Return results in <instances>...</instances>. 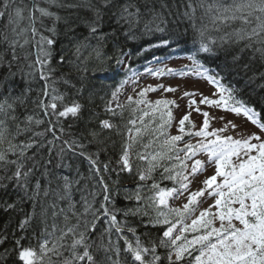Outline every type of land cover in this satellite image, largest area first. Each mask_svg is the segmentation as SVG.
<instances>
[{
  "label": "snow or ice",
  "instance_id": "obj_1",
  "mask_svg": "<svg viewBox=\"0 0 264 264\" xmlns=\"http://www.w3.org/2000/svg\"><path fill=\"white\" fill-rule=\"evenodd\" d=\"M42 3L44 6H41ZM198 8L203 10L201 20L207 18L212 29L221 35L206 37L207 25L197 27ZM185 21L199 36L198 42L194 41L193 53L187 58L199 69L196 75L204 77L216 88L212 95H219V99H211L201 94L199 104L221 108L237 116L242 114L264 133V122H261L264 117L256 111L255 102L249 106L250 102L239 99L241 89L226 87L222 83L224 77L210 75L199 60L201 53L216 54L214 49L218 40L225 56L231 57L230 61L226 59L225 68L237 75L242 73L244 88L260 97L256 102L264 103V95H261L264 93V0H232L231 3L224 0H187L185 3L181 0L176 5L170 4L169 0H0V191L7 195L11 190L16 196L15 200H0V208L6 212L15 211L21 204L30 203L33 210L24 213L18 228L23 233L32 229L37 240L36 246L30 244L25 247L22 241L28 238L27 235L13 233V247L0 254V264H7L12 252L17 253L23 264H264L262 136L251 133L236 139L220 135L229 128L236 130L238 126L232 121L209 132L210 120L216 117H210L209 112L198 107L195 111L204 119L196 131H192L195 124L190 119L191 112H188L178 121L180 134L167 135L164 129L171 121V111H168L167 121L154 126L153 138L148 143L138 139L148 131L147 127L135 128L134 135L129 129L130 135L116 162L119 170L133 171L134 146L139 142L143 151L135 152V156L140 161H147L148 168L138 170L137 176L140 181L153 182L151 185H138L134 193L126 195V199L134 198L138 203L147 200L150 203L145 207L157 209L156 218L145 223V227L149 224L153 227L166 226L147 244L139 237L133 244L125 236L124 228L127 227L133 236H136V229L118 221L117 212H123L127 217L130 214L141 215L140 209H117L112 200V189L102 176L97 183L102 186L103 201L96 208L97 192L95 186L90 188L89 181L100 175L98 159L94 158V153L85 151L86 146L82 142L85 137L62 140L63 127L59 128L61 135L56 134L59 119L69 114L79 118L82 106L74 100L70 106L58 110L57 101L64 99L59 94L52 95L48 103L43 98L32 101L44 116H49L51 109V116L57 120L53 123L50 119L44 131L37 130L44 123L42 119L35 114L22 115L18 111L26 109L31 88L25 87L17 92V77L28 84L39 71L40 79L45 81L40 95L47 97L50 87L52 93H56V89L48 83L55 72L51 63L53 60L58 58L57 63L61 66L66 62L70 65L76 61L83 63L87 58L82 54L88 49L99 59L101 49L109 41L119 46L121 40H135L138 35L166 33L173 24L178 29ZM169 43V40H162L161 45ZM58 45L63 47L57 52ZM245 55L248 56L247 61L244 60ZM33 56L35 59H32ZM70 56L76 59L72 60ZM121 56L122 52L117 54V64L122 63ZM146 71L153 76L188 74L168 68ZM68 82L65 80V83ZM127 82H122L112 92V99L105 106V110L112 115L117 114L115 109L124 107L119 103L115 107L112 105ZM164 90L177 91L172 87ZM147 91H155V88L149 86L138 95L143 97ZM195 95L189 92L183 94L184 97ZM128 102H133L132 96L128 97ZM135 103L148 104L142 100ZM155 104L179 108L175 101L158 100ZM193 104L196 101L190 100L189 107ZM148 115L145 111L140 116L142 124ZM99 123L101 132L94 129L87 132L86 135L92 138L89 143L99 139L103 130L119 133L118 126L109 120ZM128 123L135 125L134 120ZM186 123H190L192 129H187ZM48 133H51L52 139L47 138ZM184 135L201 139L180 147ZM252 140L257 143H251ZM57 141H60L59 147ZM155 143L159 144V149L149 152ZM69 152L88 160V175L82 174L79 169L73 172V166L67 160ZM201 154L207 156L206 161L196 158ZM233 157L236 159L233 160ZM212 165L214 174L201 181L202 187L190 191L195 178ZM157 169H162L161 180H171L176 186L161 188L152 176ZM104 170H108L107 164ZM145 187L152 193L147 197L143 195ZM77 192L81 194L79 201L75 199ZM185 193H188L187 202L181 207L173 208L168 204L170 198L178 199ZM205 196L213 203L200 209L203 203L200 198ZM161 206L166 207L167 212L160 210ZM142 215L149 214L143 212ZM170 216L176 218L174 222ZM189 219L190 223L187 222ZM101 223L107 225L103 230L100 229ZM177 224L182 225L178 229L179 235L174 234ZM113 229L118 239H124L123 249L113 241ZM186 233L193 235L189 238ZM8 240L7 230L0 232V244ZM121 252L124 253L123 259Z\"/></svg>",
  "mask_w": 264,
  "mask_h": 264
},
{
  "label": "trees",
  "instance_id": "obj_2",
  "mask_svg": "<svg viewBox=\"0 0 264 264\" xmlns=\"http://www.w3.org/2000/svg\"><path fill=\"white\" fill-rule=\"evenodd\" d=\"M181 0H169L170 4H179ZM186 3L187 0H184ZM225 3H231L232 0H224ZM41 6H44L43 3ZM175 11V8H174ZM183 12V8H180ZM203 16V10L197 9L196 12V23L197 27L201 24L207 25L205 32L206 37H218L221 33H218L212 29L211 23L207 18L203 21L201 17ZM188 22H182L177 29L176 25H170L169 31L166 33H155L150 35H138L135 40H121L119 46L115 45L113 42L109 41L101 49V58H97L95 53L91 49L83 52L82 56L87 58L83 63L76 61L75 64L65 63L62 66L57 63V60H53L52 66L55 68V72L51 74V79L49 84L56 89V93H52L51 87L49 88V96L42 97L40 95L41 90L45 85V81L40 79L39 71L36 72L35 78L31 79L28 84L21 81L17 77L16 90L19 92L25 87H30L31 91L28 93L27 105L25 108H20L19 113L23 114H35L38 118L42 119L44 123L39 126L37 130L44 131L48 127V121L51 119L53 123H57L54 116H51V109H49V116H44L43 111L37 108L32 101L43 98L46 103L51 101V97L54 94H59L64 97L63 101H57L58 110H63L64 106H70L75 100L81 107V112L79 118L72 117L69 114L66 117H61L57 123L56 134L61 135L59 128H64V133L62 134V140H80L85 137L82 142L85 144V151L90 154H95L96 159L99 162L100 175L96 176L95 179L89 181L90 188L95 186V191L97 192L95 207L99 208L100 202L103 201V190L97 182L102 176L105 182L108 184L109 188L112 189V200L117 209H137L141 211V215H128L124 216L123 212H117V220L126 222L128 227H133L136 229V236L127 231V227L124 228V234L127 239L135 243L136 237L147 244L150 239H155L159 236L165 225H156L153 227L149 224L145 227V223L149 220H154L157 215V209L155 207H145L150 201L145 200L143 203H138L134 198L132 200L126 199V195H131L137 190L138 185H151L152 180L140 181L137 176L138 170H146L148 168L147 161H140L136 158L135 152L143 151L142 144L137 143L134 146V152L132 156L133 171L131 173L127 171H120L117 165V160L122 152L125 141L128 140L130 135L129 129L132 130L129 120H134L137 114L140 112L138 104L133 102L129 103L126 100L123 104V109H115L116 115L107 112L105 106L109 100L112 99V92L121 85L122 82L126 80L129 81L132 74L135 72H145L147 69H154L158 64V59L162 58L168 60L173 59H185L193 64L191 60L187 57L191 55L194 51V41L199 40L197 33L193 31L190 26H187ZM238 26V25H234ZM162 40H169L168 45H161ZM93 44L95 42L93 41ZM63 45H58L56 51L58 52ZM33 52L34 49H30ZM215 55L201 53L199 56L200 62L203 64L204 68L208 70L210 75H216L224 77L222 83L227 86H233L242 91L238 94V98L246 102H250L249 106H252L251 102H255L256 111L261 113L264 117V103L256 102L260 100L255 93L251 92L250 89L244 88L245 79L243 74L237 75L235 72H229L225 68V61L231 60V57H226L224 52L219 47V41L217 40V46L214 49ZM122 52L120 57L122 60L121 64L116 63V56L118 53ZM55 55V53L53 54ZM111 57L112 59H108ZM35 59V56L32 57ZM70 59L75 60L76 58L70 56ZM248 56L245 55L244 60L247 61ZM196 67V66H195ZM256 67L259 65L257 63ZM197 68V67H196ZM199 70V69H196ZM251 75V73H249ZM65 80L69 81L65 83ZM52 81H55L52 84ZM259 91V90H257ZM261 95H264L262 93ZM140 100V98H137ZM136 100V101H137ZM131 105V107H128ZM149 118V117H148ZM151 123L153 122L152 117H150ZM109 120L113 125L118 126L119 133L116 130H103L99 139L89 143L92 138L87 136V132L90 130H96L101 132L100 121ZM261 122H264L262 119ZM187 124V123H186ZM144 129V127H141ZM148 131L139 140L143 143H148L152 139V124L147 126ZM132 135L133 132H131ZM187 136V135H186ZM185 136V140L186 137ZM48 139H52L51 133L47 134ZM60 146V141H57V147ZM153 144L149 152L153 150H158ZM67 160L71 162L73 166V172L76 169L84 174H89V162L83 157L74 156L72 153L67 154ZM108 165V170H104V165ZM61 171H66L61 169ZM162 169H157L152 173L153 178L160 183L161 188H173L176 186L171 180H161L160 172ZM87 194V193H85ZM152 193L147 187L143 188V195L145 197L151 195ZM80 193L75 194V199L80 200ZM15 200L16 196L9 190V193L5 195L0 191V200ZM112 207V205H109ZM33 210L32 205L25 202L19 206L15 211H4L0 208V232L7 230L9 235V240L0 244V254H3L5 249H11L13 247L12 234L15 233L17 236L27 235V239H24L22 243L25 247L30 244L36 246L37 240L33 235L32 229H29L27 233L20 232L18 225L19 221L24 218V213L31 212ZM167 212V208L161 206V209ZM143 212H147L149 215H142ZM170 219L175 221L174 216H170ZM107 227L106 224L101 223L100 229L103 230ZM38 232L39 229L37 228ZM112 239L114 242L118 243L120 248L123 249L125 245L124 239H118L115 230L113 229ZM163 254V250H160ZM124 258V253L121 252V259ZM7 264H23L22 261L18 259V255L12 252ZM166 264V262H165Z\"/></svg>",
  "mask_w": 264,
  "mask_h": 264
},
{
  "label": "rangeland",
  "instance_id": "obj_3",
  "mask_svg": "<svg viewBox=\"0 0 264 264\" xmlns=\"http://www.w3.org/2000/svg\"><path fill=\"white\" fill-rule=\"evenodd\" d=\"M156 69H162V68H168L173 69L175 72H186L187 75H179V74H167L159 75V76H153L149 72H135V75L132 74V77L127 83H124V86L121 88L120 92L117 94L118 99L113 101V107H115L116 103H119L121 105L124 104L126 100H128L129 96L133 97V100H137V98H140L142 101H147L148 104L140 103L138 107L140 108V112L137 114L136 118L134 119L135 125L130 124L132 128L133 134L135 133V128L139 127H147L150 124H152V129L155 125L162 124L164 121L168 120V111H171L172 118L170 123L165 127L164 131L167 135H178L180 134L178 132V121L179 119L188 112H191V121L195 124V128L192 129V125L190 123L186 124L187 129H192V131L199 130L200 126L203 123V116L199 115L195 109L198 107L202 111L209 112L210 117H216V119H211L209 123V128L207 131H212L213 129L222 128L225 126V123L227 121H232L234 124H236L238 127L235 131H233L231 128H229L226 132L220 133V135L225 136H233L236 139H241L247 137L251 133H256L257 135L262 136L264 138V133H261L260 129L252 124L249 120H247L246 117H244L242 114L237 116L231 112L223 111L221 108H215L210 107L208 105L199 104V100L201 99V94L203 96H207L211 99H219V95L213 96L212 93L216 91V88L210 84L207 79H205L202 76H197L195 69V65L189 62L185 59H173L170 58L168 60H164L162 58L158 59V64L155 66ZM154 70V69H152ZM127 81V80H126ZM163 85V87H160ZM149 86H152L155 88V91H147L143 97H140L138 93L145 88H148ZM167 87L176 88L177 91L174 92H167L164 89ZM185 92L189 93H196L195 96H187L184 97L183 94ZM183 97V98H182ZM158 100H169V101H175L179 104V108L175 107L174 105H156L155 102ZM195 100L196 104H193L191 107H189V101ZM128 107H131V105H128ZM119 109V108H117ZM155 109V110H154ZM147 111L149 113L148 116L144 117V123L142 124L140 121V116L143 114V112ZM223 116L224 119L221 120L219 117ZM149 117V118H148ZM150 117H152L153 122H151ZM180 143V147L183 146L184 143H196L197 140L201 139L200 137H194V136H186L185 140ZM211 138V137H210ZM251 143H257V141L252 140ZM156 147H159L158 143H155ZM255 155V152L252 153ZM201 160H207V156L205 154H201L198 157H196ZM236 158L233 157V160ZM189 166L191 165V161L188 162ZM214 174V165L208 166L206 170L198 175L195 180L191 184L190 191H195L202 187L201 181L205 179L208 176H211ZM222 178H218L220 180ZM171 189V188H169ZM188 193H185L183 196H181L178 199H169L168 204L175 208V207H181L183 203L187 202ZM203 200V203L199 206L200 209L208 207L209 204L213 203V200L211 198H208L207 196L200 198ZM213 212H215V209H213ZM199 214V210L196 213ZM188 223L191 222L189 219L187 221ZM217 226H219V222H216ZM181 224H177L176 229L174 230L175 235H179L178 229L181 227ZM189 238L192 233H186Z\"/></svg>",
  "mask_w": 264,
  "mask_h": 264
}]
</instances>
